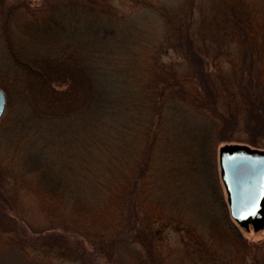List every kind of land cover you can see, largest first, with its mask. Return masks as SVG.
<instances>
[{"label":"trees","instance_id":"obj_1","mask_svg":"<svg viewBox=\"0 0 264 264\" xmlns=\"http://www.w3.org/2000/svg\"><path fill=\"white\" fill-rule=\"evenodd\" d=\"M103 1L72 0L62 16L3 13L6 106L15 95L39 121L81 119L86 144L80 188L33 145L20 154L12 143L28 174H15L16 185L33 177L41 204L68 209L66 223L110 264L172 262L162 227L190 264H264V236L247 238L257 230L230 216L215 158L222 141L264 149V3L136 0L135 13L150 9L163 23L155 39ZM63 18L46 47L20 43L17 28L54 36Z\"/></svg>","mask_w":264,"mask_h":264},{"label":"rangeland","instance_id":"obj_2","mask_svg":"<svg viewBox=\"0 0 264 264\" xmlns=\"http://www.w3.org/2000/svg\"><path fill=\"white\" fill-rule=\"evenodd\" d=\"M172 1L157 0L160 4ZM258 1L264 3V0ZM71 2L72 0H3V6L0 7L2 9L0 25L7 8L9 10L15 7L12 16L21 20L18 12L25 13L23 8L26 12L37 11L38 14L44 15L54 10L53 12L62 16ZM138 5L136 0H111L110 11L114 12L112 17L116 18L118 13H123L127 22L138 23L145 29V36L151 35L156 39L157 34L163 29V23L150 9L145 10L146 13L144 11L135 13L134 8ZM101 15H103L102 20L109 17L105 13ZM64 21H67L66 18L62 19V23L58 22L54 25L56 28H54L56 31L54 36L53 33L38 34L47 33L46 31L32 33V29L23 30L22 27L15 31L20 32V43L23 46H34L35 49L46 47L56 35L61 36L58 31ZM111 24L113 28H117L112 21ZM4 52L0 28V61L7 57ZM171 56L173 53L168 52L166 56L161 55L159 60H166ZM209 81L206 77L207 89L213 86ZM6 107L5 103L0 116V264H110L94 255L95 250L88 247L90 244L84 237L73 229L70 223H66L68 209L66 211L64 207H59L60 205H55L53 208L51 204L47 206L43 201L41 204L38 196L34 194L37 185L33 177L30 183L16 185L14 181L15 174L28 175L27 164L17 155L13 157L9 150L10 145L16 142L20 147V154L27 150V145H33L36 152L42 153L44 158L49 159L52 173H61L73 184L77 182L80 188L84 187L85 174L78 162L79 159L83 160L80 156L86 148L83 120L39 121L29 115L31 111L28 104L23 103V99L15 95L12 97L11 105ZM105 135V139H111V133L109 136ZM224 143L222 141L215 147L217 167L218 147ZM161 231L160 249L167 251L170 259L174 257L169 264L176 262L190 264L187 260L182 261L180 257L183 247L178 234L170 227H162ZM244 235L256 240L264 236V229L257 231L250 229ZM122 258L119 264H134L127 261L125 256ZM176 258L178 261L175 260Z\"/></svg>","mask_w":264,"mask_h":264},{"label":"water","instance_id":"obj_3","mask_svg":"<svg viewBox=\"0 0 264 264\" xmlns=\"http://www.w3.org/2000/svg\"><path fill=\"white\" fill-rule=\"evenodd\" d=\"M5 92L0 87V116L5 107ZM218 167L230 216L240 225L254 230L264 225V149L245 144L218 147Z\"/></svg>","mask_w":264,"mask_h":264}]
</instances>
